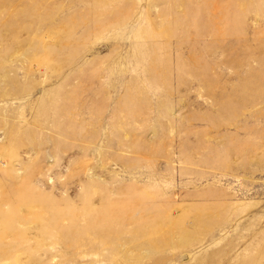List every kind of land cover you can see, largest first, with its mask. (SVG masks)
<instances>
[{
  "label": "rangeland",
  "instance_id": "1",
  "mask_svg": "<svg viewBox=\"0 0 264 264\" xmlns=\"http://www.w3.org/2000/svg\"><path fill=\"white\" fill-rule=\"evenodd\" d=\"M0 264H264V0H0Z\"/></svg>",
  "mask_w": 264,
  "mask_h": 264
}]
</instances>
